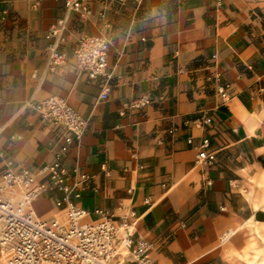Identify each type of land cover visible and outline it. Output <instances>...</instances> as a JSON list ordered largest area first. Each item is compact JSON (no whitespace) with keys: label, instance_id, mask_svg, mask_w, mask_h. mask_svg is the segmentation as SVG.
<instances>
[{"label":"crops","instance_id":"0c3cea01","mask_svg":"<svg viewBox=\"0 0 264 264\" xmlns=\"http://www.w3.org/2000/svg\"><path fill=\"white\" fill-rule=\"evenodd\" d=\"M89 7L82 18L64 0H0V181L6 161L32 172L55 161L65 133L30 103L64 98L89 121L65 166L99 188L78 203L90 220L97 209L118 218L132 209L135 239L156 245L154 264H229L224 254L239 252L246 227L264 231V0ZM66 16L67 63L50 71L49 29ZM102 34L113 91L101 102L104 79L77 70L73 47L82 35ZM219 85L229 87L225 104ZM143 96L149 105L129 108ZM206 116L212 121L203 125ZM204 138L216 153L212 165L197 161ZM59 198L36 201L38 216L52 217Z\"/></svg>","mask_w":264,"mask_h":264},{"label":"built area","instance_id":"2783aa9c","mask_svg":"<svg viewBox=\"0 0 264 264\" xmlns=\"http://www.w3.org/2000/svg\"><path fill=\"white\" fill-rule=\"evenodd\" d=\"M91 0H64L66 12L77 13L82 18L91 14ZM119 4L144 0H108ZM68 17L57 20L49 29L51 42L47 47L48 69L66 65L67 54L63 47L68 42ZM110 39L106 35H82L73 47L75 66L89 80L104 79L99 101H107L113 91V73L108 72ZM218 94L225 104L231 99L229 87L219 85ZM148 96L132 101L129 108L143 109L150 104ZM30 106L43 121L65 133L59 151L52 164L36 172L15 170L6 161V170L0 181V262L1 264H154L152 253L155 243L135 239L133 227L137 221L134 210L129 209L121 217L109 215L102 209L89 214L79 206V200L89 188L99 193L93 185L94 178L78 170L70 174L65 157L74 144L79 145L89 121L64 98L48 97ZM212 119L204 117L200 123L207 125ZM196 123L198 120L195 121ZM169 133H173L170 130ZM20 138V137H18ZM192 144L193 140H188ZM210 139L204 138L198 154V163L212 165L216 153L210 150ZM0 157H4L0 150ZM104 175L109 177L107 169ZM92 186V187H91ZM53 193L62 194L55 200L56 213L43 219L38 216L35 203ZM149 204V200L145 201Z\"/></svg>","mask_w":264,"mask_h":264},{"label":"rangeland","instance_id":"374dc122","mask_svg":"<svg viewBox=\"0 0 264 264\" xmlns=\"http://www.w3.org/2000/svg\"><path fill=\"white\" fill-rule=\"evenodd\" d=\"M246 228V236L239 244V252H228L224 257L229 264H264V231L254 225Z\"/></svg>","mask_w":264,"mask_h":264}]
</instances>
